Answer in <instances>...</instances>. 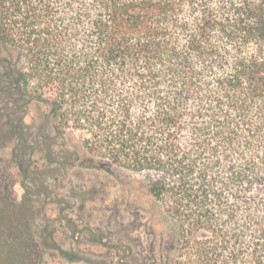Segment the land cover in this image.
<instances>
[{
	"label": "trees",
	"instance_id": "1",
	"mask_svg": "<svg viewBox=\"0 0 264 264\" xmlns=\"http://www.w3.org/2000/svg\"><path fill=\"white\" fill-rule=\"evenodd\" d=\"M31 104L75 160L145 174L164 264H264V0H0L14 157ZM26 200L0 206V264H38Z\"/></svg>",
	"mask_w": 264,
	"mask_h": 264
},
{
	"label": "rangeland",
	"instance_id": "2",
	"mask_svg": "<svg viewBox=\"0 0 264 264\" xmlns=\"http://www.w3.org/2000/svg\"><path fill=\"white\" fill-rule=\"evenodd\" d=\"M46 110L31 104L25 116L28 124L36 122L28 140L40 145L19 149L14 157L15 141L0 137V206L9 208L24 195L33 201L38 264H164V229L150 221L145 174L75 160L84 156L81 134L43 130ZM22 155L30 161L26 175L15 161Z\"/></svg>",
	"mask_w": 264,
	"mask_h": 264
},
{
	"label": "flooded vegetation",
	"instance_id": "3",
	"mask_svg": "<svg viewBox=\"0 0 264 264\" xmlns=\"http://www.w3.org/2000/svg\"><path fill=\"white\" fill-rule=\"evenodd\" d=\"M0 119H1V117H0ZM2 122L0 123V129H2ZM4 128V127H3ZM0 137L3 139V140H5V138H9L10 137V135H6V134H4V132L3 133H1L0 132ZM6 140H9V139H6ZM5 140V141H6ZM1 143V142H0ZM67 159V158H66ZM10 208V207H9ZM12 209V208H11Z\"/></svg>",
	"mask_w": 264,
	"mask_h": 264
}]
</instances>
